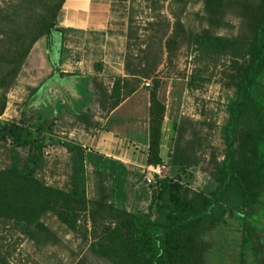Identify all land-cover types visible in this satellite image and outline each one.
Segmentation results:
<instances>
[{
    "label": "trees",
    "instance_id": "1",
    "mask_svg": "<svg viewBox=\"0 0 264 264\" xmlns=\"http://www.w3.org/2000/svg\"><path fill=\"white\" fill-rule=\"evenodd\" d=\"M63 1H0V115L33 43L46 35L51 22L58 23ZM172 1L177 3L169 9L172 22H166L160 36L165 58L170 60L183 41L192 61L186 85L208 80L220 66L221 85L230 91L223 105L225 117L217 128L222 152L218 157L212 148L209 151V182L200 189L190 185L209 145L191 118L178 116L171 121L170 144L161 153L165 104L157 94L158 81L152 78L161 50L148 56L149 49L142 48L136 64H129L127 52L124 74L131 79L115 76L106 95L90 76L94 97L99 103L104 98L109 110L142 78L149 79L144 163H162L168 173L144 184L148 194L144 209L129 210L124 206L125 178L99 154L55 136L53 116L33 111L26 118L21 112L18 118L0 120V148L6 158L0 166V264H7L13 239H27L37 246L57 241L44 222L48 215L110 264H205L210 247L205 234L234 218L239 233L236 264H264V0H200L206 26L199 31L183 27L180 16L187 0ZM221 28L230 33H219ZM59 29V54L66 57L70 50L64 42L76 30ZM93 65L98 71L100 62ZM36 89L29 88L27 103ZM77 118L96 124L85 113ZM53 146L66 154L63 186L47 184L39 176L46 165L45 148ZM87 162L95 165L91 196Z\"/></svg>",
    "mask_w": 264,
    "mask_h": 264
},
{
    "label": "rangeland",
    "instance_id": "2",
    "mask_svg": "<svg viewBox=\"0 0 264 264\" xmlns=\"http://www.w3.org/2000/svg\"><path fill=\"white\" fill-rule=\"evenodd\" d=\"M176 6L177 3L170 2V0H154L153 2L151 0H99V12H95L97 15L93 14L91 17L94 19V24L101 27V30L94 31L98 35L97 38L91 40L89 36L87 40L83 36L79 38L72 35L65 42L72 50V57L75 58L78 55L85 62L97 58L96 53L92 54L90 49L97 53H100L97 51L98 49L104 50V55L121 58L123 61L124 55L128 52L129 64H136L137 58L142 56V52L139 51L142 48L149 49L146 51L148 56L153 54L152 51L159 53L161 50L159 63L152 76L158 81V97L165 104L163 124L167 129L164 131L161 153H166L170 144L167 142L171 134V120L178 116L194 120L209 141V145L204 148L199 166L192 173L193 177L190 182L192 188L200 189L209 182L207 163L210 148L218 157L222 152V143L217 128L225 117L223 105L230 91L221 85L220 66L213 69L208 80L203 82L195 80L194 87L186 85L192 61L183 41L178 44L170 60L165 58L160 36L165 29L166 22L168 24L172 22L169 9ZM180 19L185 30L199 31L201 27L206 26L200 0H187ZM56 26L59 25L56 24ZM217 31L221 34L230 33L227 28ZM52 36L53 33H51V38ZM40 38H42L41 43L38 42V47L32 51L30 49L15 84L6 94V104L0 115V120L18 118L21 112L26 118L30 112L41 111L39 108L38 111L37 103L43 104L44 96L33 98V101L29 103L26 102L29 88L42 82L50 72L44 36ZM72 68H74L73 65ZM29 82H32L33 85H29ZM145 82L149 83V79L142 78L138 86L141 85L147 91L148 86L144 85ZM45 109L43 108V110ZM57 130L55 127L53 128L54 135L62 136L57 133ZM44 155L46 165L39 176L47 184L63 186L68 173L64 150L55 146L48 147L45 148ZM5 162V153L0 148V166H3ZM165 167L164 175L168 173L167 166L165 165ZM139 174L142 175L141 178L138 177ZM93 183V173L87 168L88 196H91ZM137 183L145 184L141 171L140 173L134 171L128 178H125L124 187L127 197L124 202L127 203L126 207L129 210L144 209L146 206L138 207L137 201L132 198V189L137 188ZM44 222L55 232L57 241L54 244L37 246L27 239H13L15 240L14 249L7 258V264H110L91 253L88 250L87 241L85 242L67 231L54 217L48 215L44 218ZM237 227V221L234 218H228L225 224L205 234V239L210 242V247L205 253V264H236L239 237ZM14 236L12 237L14 238ZM5 240L7 241V237ZM11 240L12 238H10V242Z\"/></svg>",
    "mask_w": 264,
    "mask_h": 264
},
{
    "label": "crops",
    "instance_id": "3",
    "mask_svg": "<svg viewBox=\"0 0 264 264\" xmlns=\"http://www.w3.org/2000/svg\"><path fill=\"white\" fill-rule=\"evenodd\" d=\"M95 12H99V0H64L57 24L76 30L68 33L70 38L74 35L83 36L88 40L90 36L91 40H94L98 36L94 31L101 30V27L96 26L94 19L91 18ZM59 26L55 25L56 28ZM53 32L55 33L52 38L47 39V36H44L50 72L42 82L36 85L37 89L33 95V98L44 96L43 104L37 103V109H41V111L38 109L39 113L54 117V127L58 129L57 133L62 135L57 136L58 138L72 140L85 150L99 154L103 160H108V166L115 169L121 177L128 178L134 171L140 173L141 169L147 166L144 163L147 147V91L141 85L136 86L130 94L108 110L105 108L104 98L99 103L94 97V86L89 77L94 76V81L101 84V89H105L104 92L107 95L115 76L131 79L124 74L123 59L104 55V50L98 49L100 53H97L90 49L92 54L96 53L97 58L85 62L78 55L75 58L72 57V50L66 42L64 46L70 50L71 56L61 57L59 35L57 31ZM41 41L42 38H38L33 43L31 51L38 47L37 43ZM96 61L100 62L98 71H95L93 67ZM54 63L57 66V72L64 75L59 77L53 72ZM30 84L33 85L32 82H29ZM46 107L48 108L45 109ZM82 113H85L88 121L96 124L90 126L79 121L77 116ZM163 123L161 151H163L164 131L167 129L164 128ZM167 143H170V139ZM94 166V163H86V175L87 168L92 171ZM143 186L144 184L137 183V188L132 189V198L137 201L138 207L146 205L147 202L148 194L143 190ZM124 190L126 198L125 187ZM139 202L141 204H138ZM124 206H127L126 202Z\"/></svg>",
    "mask_w": 264,
    "mask_h": 264
},
{
    "label": "built area",
    "instance_id": "4",
    "mask_svg": "<svg viewBox=\"0 0 264 264\" xmlns=\"http://www.w3.org/2000/svg\"><path fill=\"white\" fill-rule=\"evenodd\" d=\"M144 85H147V82H145ZM165 168V165L162 163L143 167L141 173H143L145 183L147 184L152 182L155 177L159 178L164 176Z\"/></svg>",
    "mask_w": 264,
    "mask_h": 264
},
{
    "label": "water",
    "instance_id": "5",
    "mask_svg": "<svg viewBox=\"0 0 264 264\" xmlns=\"http://www.w3.org/2000/svg\"><path fill=\"white\" fill-rule=\"evenodd\" d=\"M53 31H57V32H59L60 29H59V28H56V27L54 26V22H51V23L49 24V27H48L47 30H46V36H47V39H49V38L51 37V33H52ZM57 70H58V69H57V66H56V64L54 63L53 72L56 73L59 77L62 76V75H64V74H62V73L57 72Z\"/></svg>",
    "mask_w": 264,
    "mask_h": 264
}]
</instances>
